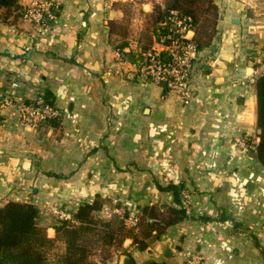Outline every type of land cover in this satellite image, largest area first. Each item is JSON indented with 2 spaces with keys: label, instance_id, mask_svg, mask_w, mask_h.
I'll list each match as a JSON object with an SVG mask.
<instances>
[{
  "label": "crops",
  "instance_id": "0c3cea01",
  "mask_svg": "<svg viewBox=\"0 0 264 264\" xmlns=\"http://www.w3.org/2000/svg\"><path fill=\"white\" fill-rule=\"evenodd\" d=\"M59 1L41 29L23 16L0 23V201H34L53 236L49 206L73 214L100 194L101 216L138 231L146 207H180L165 189L180 184L187 217L155 230L145 250L128 238L109 264H177L186 251L206 264H264V166L249 152L260 140L254 83L264 19L248 16L244 0H217L220 36L198 52L186 99L109 41L123 15L117 0ZM48 92L58 114L22 123L18 111Z\"/></svg>",
  "mask_w": 264,
  "mask_h": 264
},
{
  "label": "trees",
  "instance_id": "16d2710c",
  "mask_svg": "<svg viewBox=\"0 0 264 264\" xmlns=\"http://www.w3.org/2000/svg\"><path fill=\"white\" fill-rule=\"evenodd\" d=\"M115 5L125 7V12L129 13L133 3L119 0ZM23 13L24 6L20 0H0V23L8 25L11 16H14V22ZM144 13L148 22L137 37H129L127 33L122 37L123 41H118L112 35L109 39L124 59L137 66L139 61L148 59L149 53L155 52L153 45L156 41H161L173 32L176 20L185 19L191 25L194 31L192 40L198 51L209 48L220 36V8L216 0H161L154 5L153 10ZM134 40H137L135 46ZM160 57L169 60L171 55L168 50H162ZM254 84L260 140L257 144L251 143L249 152H254L256 159L264 166V73L257 77ZM41 96H45V102L56 107V99L51 92ZM34 101L32 106L37 105V100ZM60 119L58 116L49 122L58 124ZM184 187L175 183L165 187L174 193L180 207L169 206L166 211H158L155 206L146 207L142 228L138 231L128 228L124 220L118 217L107 219L101 216L99 212L106 199L100 194L95 195L92 202H83L73 213L72 220H57L53 236L39 224L40 208L34 201L7 200L0 206V264H102L113 253L124 250L128 238L132 239V244L145 250L155 237V230L160 234L169 225L187 217L186 207L182 203ZM148 218L157 220L150 221ZM58 244L61 245V251L52 258L51 249L60 246ZM96 254L102 255V261L94 259ZM142 264L171 263L154 260Z\"/></svg>",
  "mask_w": 264,
  "mask_h": 264
},
{
  "label": "built area",
  "instance_id": "2783aa9c",
  "mask_svg": "<svg viewBox=\"0 0 264 264\" xmlns=\"http://www.w3.org/2000/svg\"><path fill=\"white\" fill-rule=\"evenodd\" d=\"M60 7L61 1L59 0H32L25 6L23 17L33 23L35 27L41 29L57 18V11ZM175 34H178V36L176 37ZM193 34L194 31L191 25L185 19L176 20V27L173 32L161 40L166 50L170 52L171 58L163 60L158 52L149 53L146 62L137 66L146 76L156 82L165 84L186 99L190 97L188 84L199 52L192 40ZM259 63L264 73V52ZM36 100L37 105L24 106L21 111H18L22 123L32 124L36 120L46 119L58 114L57 107L45 102L42 97H38ZM248 140L249 137L246 134H241L238 137V143L243 148H249ZM184 197L188 198L189 194L185 193ZM47 211L56 216L58 220H72L73 218V214L64 209L62 205H51ZM134 221V216L128 218V223ZM177 264H206V259L198 251H186L183 254V259Z\"/></svg>",
  "mask_w": 264,
  "mask_h": 264
},
{
  "label": "rangeland",
  "instance_id": "374dc122",
  "mask_svg": "<svg viewBox=\"0 0 264 264\" xmlns=\"http://www.w3.org/2000/svg\"><path fill=\"white\" fill-rule=\"evenodd\" d=\"M117 1H119V0H117ZM117 1H115L114 4H116ZM120 1H124V2L128 1L129 3H133V5H131L129 7V9H130L129 13L125 12V7H119V5H115V6H118V8L121 9L122 12H123L122 17L120 18V20H118L120 22V24L117 25L115 23V30L118 32V34L116 36H114V38L117 39L118 41H123L124 39H122V37H124L123 35H125L127 33H128L129 37H137L139 35V33L141 34L142 31H143L144 25H146V22H148V19L146 18L144 12H147V11L150 12L151 10H153V7H154V5L156 3H160L161 2V0H120ZM244 2H245L244 4L246 5V10H247L248 16L251 15V16H254V17H257V18L264 19V0H244ZM145 3L151 4L150 10H147L145 8ZM24 8H25V6H24ZM61 10H62V8L60 7V9L57 11V14H59ZM49 23H52V21H50ZM30 24L32 25V27L34 29L37 28V27L34 26L33 23L30 22ZM218 25H219V23H218ZM44 27H46V25H44ZM157 42H161V41H156L153 46H154L155 52H158L160 54V52L162 50H166V48L163 45L164 48L162 50L161 49L159 50L155 46V44ZM136 44H137V40H134L133 45L135 46ZM146 59L147 58H145L144 60L139 61V65H141L142 62H146ZM195 64H196V60H195ZM201 71H202V66L200 68V72ZM192 75H193V71H192ZM191 78H192V76H191ZM190 95H191V92H190ZM43 99H45V96L43 97ZM35 102L36 101H34V103ZM32 105L33 104H25V106H32ZM40 122L41 121H38V123H40ZM164 210L166 211V209H164ZM58 245H60V244H58ZM60 251H61V245L60 246H57V245L54 246L53 249H51V252H53L51 257L52 258L57 257V255L60 253ZM114 254L115 253H113L108 258V260L106 259L104 261V263H102V264H109V262H110V260H111V258L113 257ZM94 259L97 260L98 262H100V261H102L101 260L102 259V255L101 254H96L94 256Z\"/></svg>",
  "mask_w": 264,
  "mask_h": 264
},
{
  "label": "water",
  "instance_id": "95a60500",
  "mask_svg": "<svg viewBox=\"0 0 264 264\" xmlns=\"http://www.w3.org/2000/svg\"><path fill=\"white\" fill-rule=\"evenodd\" d=\"M2 205H3V202L0 201V206H2ZM124 262H125V264H135L132 257H126Z\"/></svg>",
  "mask_w": 264,
  "mask_h": 264
}]
</instances>
